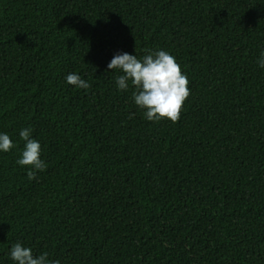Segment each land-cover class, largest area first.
<instances>
[{
  "label": "trees",
  "instance_id": "1",
  "mask_svg": "<svg viewBox=\"0 0 264 264\" xmlns=\"http://www.w3.org/2000/svg\"><path fill=\"white\" fill-rule=\"evenodd\" d=\"M157 49L188 79L175 122L106 68ZM261 49L264 0H0V264L17 242L59 264H264Z\"/></svg>",
  "mask_w": 264,
  "mask_h": 264
},
{
  "label": "clouds",
  "instance_id": "2",
  "mask_svg": "<svg viewBox=\"0 0 264 264\" xmlns=\"http://www.w3.org/2000/svg\"><path fill=\"white\" fill-rule=\"evenodd\" d=\"M257 68L264 69V49L256 59ZM117 73L115 85L118 91L132 89V102L142 111L146 121L155 122L166 119L175 122L179 119L182 105L189 96L188 79L181 71L175 57L165 50H149L137 58L136 54L114 53L106 65ZM65 83L75 89H88V81L78 73H67ZM31 128L19 129L18 136L23 149L15 163L25 169L27 178H35L36 172L44 171L46 165L41 159V145L31 135ZM14 147L6 132H0V153H7ZM8 259L12 264H59L50 260L46 252L34 255L30 247L17 242L9 246Z\"/></svg>",
  "mask_w": 264,
  "mask_h": 264
}]
</instances>
